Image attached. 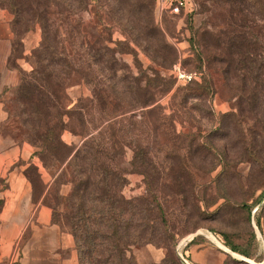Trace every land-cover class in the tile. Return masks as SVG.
<instances>
[{
  "label": "rangeland",
  "instance_id": "374dc122",
  "mask_svg": "<svg viewBox=\"0 0 264 264\" xmlns=\"http://www.w3.org/2000/svg\"><path fill=\"white\" fill-rule=\"evenodd\" d=\"M190 3L186 14H165L160 22L152 14L132 29L103 14L98 0L70 10L68 33L59 41L83 70L79 82L55 86L60 111L69 110L60 138L75 149L86 139L99 143L124 177L116 191L128 202L118 211L130 224L121 239V245L129 243L123 264H264V143L253 127L248 132L250 114L240 97L250 84L248 60L251 68L255 56L264 60V0ZM13 20L0 6V34L8 35V67L16 78L3 99L7 120L1 130L32 148L18 164L34 200L43 203L46 191L53 203L60 198L55 212L61 218L77 211L61 198L71 194L79 167L92 177L99 172L87 160L70 166L36 155L35 130L44 129L46 120L53 123L56 111L43 120L49 111L16 96L23 74L33 69L42 32L37 22ZM151 28L159 32L155 39L148 36ZM152 42L163 48L155 51ZM106 43L118 62L113 77L98 61ZM111 184L115 191L117 181Z\"/></svg>",
  "mask_w": 264,
  "mask_h": 264
},
{
  "label": "trees",
  "instance_id": "16d2710c",
  "mask_svg": "<svg viewBox=\"0 0 264 264\" xmlns=\"http://www.w3.org/2000/svg\"><path fill=\"white\" fill-rule=\"evenodd\" d=\"M0 6H5L13 14L15 25L28 23V21L37 22L42 32L41 44L32 51L33 69L23 74L16 88L17 97L29 101L31 105L41 106L44 111H49L43 120L51 119L53 117L51 110L56 111L53 123L46 120L44 129L39 130L38 127V130H35L37 147L40 148L36 155L42 161L48 156L52 164H61L66 161L70 166L85 163L87 160L89 168L99 172L96 177H92L89 173L85 174L87 172L85 168L79 167L80 177L74 179L71 194L67 198H61L65 201H73L77 211L72 215L70 213L65 216L61 214L63 222L59 213L55 212L60 198H56V203H53V200L49 198V192H45L43 203L52 210V222L67 229L73 236L80 264H123V260L127 258L126 245L129 243L121 245V239L127 236L130 224L127 220H122L118 213L121 211L124 200L118 196L117 192L124 183V177L120 170L112 165V157L99 143L93 146L94 143L86 139L79 148L75 149V146L68 145L60 138V133L69 126L63 119V115L68 114L69 110L63 108V111H60L63 107L62 98L58 96L55 86L63 83L64 87L67 82V84L79 82L83 69H81V64L71 59L59 39L68 33L70 10L81 11L84 7V0H0ZM98 7L106 16L111 15L115 23L131 29L135 23L141 28L146 20L150 19V15H154V0H98ZM28 27L30 24L27 25ZM158 35V30L149 29L148 36L155 39ZM157 46L163 48L158 42L150 43V47H154L155 51H157ZM103 50L105 53L102 58L100 55L98 61L102 59L101 63L105 70L113 77L119 68L115 50L107 43ZM261 55L255 56L256 61L252 68L249 67L251 59L248 60L249 65L245 71L250 84L241 91L240 97L244 100L250 114L248 132L253 127L260 142L264 143V100L261 99V95H264L262 94L264 93V77L262 78L264 60ZM104 68L99 69L102 71ZM259 68L261 75L257 70ZM206 81L204 80V83ZM109 82L113 83V80ZM33 113L37 115V110ZM33 169L36 170V167ZM114 180L117 181L115 191L112 190L115 184H111ZM88 201L90 203L87 204ZM1 203L0 201V206ZM87 209L92 210L93 214L88 215ZM87 223L94 228H90ZM142 225L146 226L144 222L139 224V226ZM228 246L232 252L250 257V253L240 246L234 244H228ZM128 264L134 263L129 260Z\"/></svg>",
  "mask_w": 264,
  "mask_h": 264
},
{
  "label": "crops",
  "instance_id": "0c3cea01",
  "mask_svg": "<svg viewBox=\"0 0 264 264\" xmlns=\"http://www.w3.org/2000/svg\"><path fill=\"white\" fill-rule=\"evenodd\" d=\"M8 59V35L1 33L0 264H79L73 236L52 222L51 209L41 199H33L25 167L18 164L30 158L32 148L10 141L1 130L7 120L3 99L16 80Z\"/></svg>",
  "mask_w": 264,
  "mask_h": 264
},
{
  "label": "built area",
  "instance_id": "2783aa9c",
  "mask_svg": "<svg viewBox=\"0 0 264 264\" xmlns=\"http://www.w3.org/2000/svg\"><path fill=\"white\" fill-rule=\"evenodd\" d=\"M190 0H154V17L160 22L165 14L181 16L189 12Z\"/></svg>",
  "mask_w": 264,
  "mask_h": 264
},
{
  "label": "bare ground",
  "instance_id": "6f19581e",
  "mask_svg": "<svg viewBox=\"0 0 264 264\" xmlns=\"http://www.w3.org/2000/svg\"><path fill=\"white\" fill-rule=\"evenodd\" d=\"M185 262H186V260L185 259H183ZM187 263V262H186ZM188 264V263H187Z\"/></svg>",
  "mask_w": 264,
  "mask_h": 264
}]
</instances>
